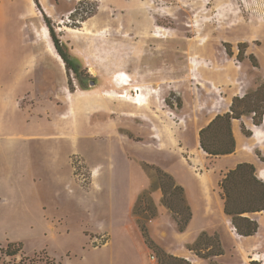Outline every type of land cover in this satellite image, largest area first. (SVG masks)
Here are the masks:
<instances>
[{
    "label": "rangeland",
    "instance_id": "1",
    "mask_svg": "<svg viewBox=\"0 0 264 264\" xmlns=\"http://www.w3.org/2000/svg\"><path fill=\"white\" fill-rule=\"evenodd\" d=\"M55 43L76 72L51 54ZM0 67L23 84L25 102L53 103L55 138L62 131L71 154L70 188L55 189L46 211L23 214L0 199V250L22 245L14 257L0 253V264H156L139 225L191 264H257L264 239L239 236L215 211L231 168L196 135L235 98L244 100L237 112L255 110L240 119L264 121V0H0ZM236 155L264 168V143ZM156 169L188 187L192 230L207 226L196 234H215L222 256L187 249L197 240L188 226L178 231ZM144 194L151 206L138 203Z\"/></svg>",
    "mask_w": 264,
    "mask_h": 264
},
{
    "label": "crops",
    "instance_id": "2",
    "mask_svg": "<svg viewBox=\"0 0 264 264\" xmlns=\"http://www.w3.org/2000/svg\"><path fill=\"white\" fill-rule=\"evenodd\" d=\"M19 65L11 71H18L21 68ZM5 76L1 73L0 67V199L6 200L7 206L14 208V210H21L23 214H31L35 210L37 212L46 211L51 202L49 195L54 197L55 189H58L55 192L58 196V192L61 190L59 188H64L65 192L70 188V142L65 139V134L60 130L59 135L62 134V136H58V139L55 138L53 103L48 99L46 101L25 102L22 96V91L25 89L23 84L13 79L4 78ZM134 104L138 105L136 101ZM228 112L229 108L219 115ZM216 116L218 115L207 121L205 126ZM242 127L251 132L250 137L243 134ZM199 131L196 135L197 145H199ZM232 132L236 150L232 155L222 157L226 159L224 164H229L230 170L238 164L249 163L242 160V155H236L238 149H247L252 143L257 145L264 143V121L256 127L252 123V118L233 120ZM34 154L37 155V161H34ZM166 171L168 172L167 169ZM256 173L258 179L264 183V168L256 169ZM170 174L174 177V180L176 179V184L182 187L185 192L192 213L187 233L191 242L196 241L199 237L196 234L197 230L203 231L207 226L192 230L195 219H198L192 205L194 195L188 191V187L177 178L174 172H170ZM66 194L68 198H71L69 193ZM200 202L202 203V196ZM214 206L215 211L218 207L217 212H223L220 204L215 203ZM200 210L202 208L199 209V214ZM223 215L225 214L223 213ZM255 215L259 225L258 234L263 240L264 212ZM203 220L208 222V219ZM150 235L158 244L159 240L152 231H150ZM110 245H112L111 241ZM163 247L166 248V246ZM167 251L171 255L179 257L174 254V251L170 249H167ZM113 257L112 253V261ZM180 258L186 259L184 256H180ZM134 264H140V262L135 261Z\"/></svg>",
    "mask_w": 264,
    "mask_h": 264
},
{
    "label": "trees",
    "instance_id": "3",
    "mask_svg": "<svg viewBox=\"0 0 264 264\" xmlns=\"http://www.w3.org/2000/svg\"><path fill=\"white\" fill-rule=\"evenodd\" d=\"M55 47L59 57L65 63L66 70L76 72V68L66 59L57 43H55ZM250 59L254 60L253 56H250ZM243 102V99L235 98L230 113L216 116L199 131L200 149L208 157L219 158L232 155L235 152L236 143L232 132V121L255 111L253 108H246L237 112L236 104ZM259 116L261 115L259 114ZM242 131L246 136H250L244 127H242ZM261 161L264 163V158H261ZM156 172L160 177L159 187L163 196L162 203L173 213L178 231L183 233L191 220V210L186 204L184 190L176 184L171 175L160 169H156ZM220 189L223 213L230 218L236 233L245 238L254 236L258 232L259 225L251 215L264 212V183L258 179L254 165L241 163L229 170L220 182ZM145 199L151 206L146 194L139 198L138 203ZM139 230L144 245L155 256L156 264H191L187 259L167 253L152 239L146 226L139 225ZM188 250L194 251L197 256L204 259L223 255L218 237L215 234L208 236L205 232L200 234L195 244L188 247ZM21 252L22 245L15 243L9 244L4 251L0 250V253L6 257H14Z\"/></svg>",
    "mask_w": 264,
    "mask_h": 264
},
{
    "label": "bare ground",
    "instance_id": "4",
    "mask_svg": "<svg viewBox=\"0 0 264 264\" xmlns=\"http://www.w3.org/2000/svg\"><path fill=\"white\" fill-rule=\"evenodd\" d=\"M43 34H46L45 32H43ZM42 38H45V36L44 37H42ZM51 47H53V46H51ZM48 48V47H47ZM54 49V48H53ZM49 51V50H48ZM50 52H51V54H53V56L55 57V59L60 63V64H62V62H61V60H60V57L58 56V55H56L54 52H53V50L50 48ZM123 81H124V79H125V81H130L129 79H127L126 77H124L123 76ZM127 87V86H130V83H128V82H123L122 84H121V86H118V87ZM135 91H136V93H139V88H135ZM140 95V94H139ZM119 97H124L123 95H119ZM136 97V96H135ZM136 104H138V105H142V102H136Z\"/></svg>",
    "mask_w": 264,
    "mask_h": 264
},
{
    "label": "built area",
    "instance_id": "5",
    "mask_svg": "<svg viewBox=\"0 0 264 264\" xmlns=\"http://www.w3.org/2000/svg\"><path fill=\"white\" fill-rule=\"evenodd\" d=\"M151 260L152 261H155L156 258L154 255L151 256ZM251 261L253 263H257V264H264V254H254L252 257H251Z\"/></svg>",
    "mask_w": 264,
    "mask_h": 264
},
{
    "label": "flooded vegetation",
    "instance_id": "6",
    "mask_svg": "<svg viewBox=\"0 0 264 264\" xmlns=\"http://www.w3.org/2000/svg\"><path fill=\"white\" fill-rule=\"evenodd\" d=\"M91 85H94V83L92 82Z\"/></svg>",
    "mask_w": 264,
    "mask_h": 264
}]
</instances>
